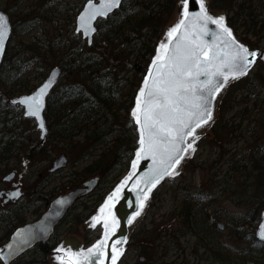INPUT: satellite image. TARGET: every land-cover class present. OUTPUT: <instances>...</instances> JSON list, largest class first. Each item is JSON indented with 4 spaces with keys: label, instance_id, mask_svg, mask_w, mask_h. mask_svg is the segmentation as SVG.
<instances>
[{
    "label": "trees",
    "instance_id": "trees-1",
    "mask_svg": "<svg viewBox=\"0 0 264 264\" xmlns=\"http://www.w3.org/2000/svg\"><path fill=\"white\" fill-rule=\"evenodd\" d=\"M19 1L0 0V10L9 14L13 27L11 42L23 26L22 24L19 28L18 15L20 13L9 10L13 5H18ZM178 1L125 0L117 12L109 16L108 19L99 22L98 33L92 46H88L86 41L73 33L70 38L63 41L41 43L37 39H29L28 43L20 42V46L15 48L11 47L10 42L0 69V167L2 166V171L11 169L10 162L17 151L18 157L21 150H25L26 159L30 161L41 154H50L56 149L60 150L59 143L65 144L64 150L71 151L82 144L77 140L81 137L85 144H89L81 159L87 160L94 155L96 158L88 163L80 173H71L75 176L71 178L70 174L62 187L67 186V188L73 189L88 178L95 176L104 178L114 170L121 168L127 170L137 147L136 128L130 117V110L134 105L140 82L155 53L158 40L173 18ZM211 7L227 11L228 23L236 32L238 31L236 23L239 21H241L240 26H245V29L246 26L249 27L247 22L251 25L261 24V27L264 28V0H211ZM79 10L80 7H78ZM72 20L70 32H72L75 23V20ZM24 22L26 23L25 20ZM243 35L245 37L240 36V38L247 42L251 48L259 47L256 43L246 39L247 34L243 33ZM258 65L257 71L254 72L256 75L264 71V65L262 63ZM56 66L61 68L62 74L59 84L47 99L45 110V117L48 121L47 141L45 144L38 140L34 142L35 140L29 139L25 136L26 134H19L24 129L23 111L21 107L12 105L10 99L34 90L36 88L35 81L42 82L50 70ZM131 73L137 76V80L133 83L130 91L125 93V86H127ZM261 77L264 79V74ZM249 79L250 75L233 83L229 89L238 88L243 83L250 84ZM229 89L223 96L224 99L220 107L221 118L219 117L212 127L213 131L222 124L227 127L223 121V115L226 110L227 98L230 95ZM228 108H232V106ZM234 130L231 129L230 133H235ZM24 142H26V148L20 145ZM98 150L99 154H96ZM256 150L251 154L253 160L248 161L246 158H242L241 154L235 153L234 156L228 154L227 163L230 164L232 160L241 164L242 167L249 164H254L253 166L257 167L260 160H264L262 157L264 148L259 146ZM260 155V159L257 158ZM16 164L18 165V163ZM57 172H47L43 180H38L40 176L32 177L34 178L33 182L38 181L34 184L31 200H39L43 209H46L52 200L49 195L44 193V189ZM216 172H218L217 175L221 174L219 171ZM229 176L226 171L221 177L218 176V182L228 181ZM103 198L100 195L97 197L96 203L86 205L81 212L74 214L73 219L76 223H81L94 212ZM204 199V194L187 193L186 197H183L176 215L178 216L179 229L175 233H171V231H167L170 230V227L165 225L167 220L163 218L159 220L157 226H153L152 230L147 232L148 236L144 237L142 241L139 240L144 256L148 259L165 248L163 243L166 240H162L164 233L170 236L173 244L179 241L181 235L191 234L198 237L205 235L207 240L204 241V246L214 251L215 258L226 260L216 250L212 228H207L211 226L210 221L213 216L210 217L211 215L207 214L208 207L202 204ZM257 204L258 211L260 208H264V201H258ZM75 205L68 214L73 211ZM6 212L7 220L3 221L1 218L0 224L5 222L11 227L6 235L1 237L2 239L0 238V246L8 239L14 228L27 222L23 217L18 216L17 212L13 213L11 210H6ZM36 212L37 215L42 214L41 211ZM66 217L61 223L65 221ZM253 220V223L259 222L258 214ZM96 234V231L88 232L84 237L85 242H92L97 236ZM58 241L59 239L54 234L47 243L38 245L31 250L38 254L33 255L30 261L21 259L16 264H52L49 261V253ZM138 264L148 263L140 262ZM232 264H264V243H258L256 247H250L238 253Z\"/></svg>",
    "mask_w": 264,
    "mask_h": 264
},
{
    "label": "rangeland",
    "instance_id": "rangeland-1",
    "mask_svg": "<svg viewBox=\"0 0 264 264\" xmlns=\"http://www.w3.org/2000/svg\"><path fill=\"white\" fill-rule=\"evenodd\" d=\"M83 3V0H20L18 5H13L9 9L11 12L20 13L18 15L20 18H18L19 28L23 24L12 42L10 40L11 47H19L20 42L25 44L29 42V39H37L42 43L44 41H63L70 38L72 33L75 34L74 28L70 32L72 19L75 20V13L78 11V7L82 8ZM177 17L176 4L170 22L176 21ZM240 23L241 21L236 23L238 31L235 32L238 37L244 38L243 33L247 34L246 39L256 43L259 49H263L264 28L261 27V24L251 25L247 22L249 27L246 26L245 29V26H240ZM77 36L81 37V35ZM258 66L250 74L248 80L251 81L250 84L246 83L245 85L243 83L238 88L234 87L231 90L228 88L230 95L227 98L226 110L223 115V121L227 127L222 124L215 131L213 128L204 131L197 150L191 158L185 161L179 175L165 179L154 193L145 216L131 232L132 236L127 252L119 264H138L140 262L148 264H232L238 253L250 247L254 248L258 243L261 244L255 237L258 223H253V218L257 214L260 218L262 209L260 208L258 211L257 203L264 201V160H260L257 167H254V164L242 167L241 164L232 160L230 164L227 163L228 154L234 156L235 153H239L242 158L250 161L254 159L251 158L253 151H257L259 146L264 148V79L261 77L264 71L262 70L263 72L256 75L254 72L257 71ZM136 78L134 73L130 74L127 86H125V93H128L133 87ZM40 83L35 81L36 87ZM230 106L232 108H228ZM219 117L221 118L220 110L216 114V122ZM24 119L22 122L24 129L19 134H26L25 136L35 140L34 142L38 140L45 144L47 136L41 139L40 132L36 130L35 122L32 119ZM231 129H235V133H230ZM77 140L81 141L82 144L71 151L64 150L65 144L59 143L60 150L56 149L50 154H41L30 161L26 159L25 150H21L18 157L17 151L10 162V170L2 171L3 168L0 167V191L14 190L18 187H21L23 191V196L17 202L3 204V198H0V219L7 220L6 210H11L13 213L17 212V215L23 217L28 223L40 216L37 215L36 211L43 213L46 210L43 209L39 200H31L32 191L34 184L45 178L46 173L52 168L54 160L62 154L67 157L68 162L52 176V181L44 189V193L53 199L72 190L67 186L62 187L69 175L80 173L88 163L96 158L94 155L87 160H82V154L85 149L87 150L89 144H85L82 137ZM20 145L26 148V142L20 143ZM96 154H99V150L96 151ZM260 157L261 155L257 158L260 159ZM262 157H264V150ZM237 165L240 167L236 168ZM14 171L16 176L12 181H4V178ZM216 171L221 174L217 175L218 172ZM226 171L230 175L228 181L218 182V176L221 177ZM125 172L126 170L121 168L112 171L104 178L100 177V185L97 189L90 195L79 198L73 211L68 214L65 221L59 224L55 236L59 240L68 236L75 237L85 244L84 237L89 229L84 230L82 222L76 223L73 219L74 214L81 212L86 205L96 203V199L100 195L104 197ZM71 175V178L75 176V174ZM34 176H40L36 182H33L34 178L32 177ZM189 192L192 195H205L202 204L208 207L207 214L211 215L210 217L213 216L212 221H210L211 226L207 228H212L216 250L226 260L215 258L214 251L204 246L203 243L207 240L205 235L200 237L191 234L181 235L179 241L173 244L170 236L165 233L162 239L166 240L163 243L165 248L147 259L141 252L139 240L142 241L144 237L148 236L147 232L151 231L153 226H157L162 218L167 220L165 225L170 227V230L167 231L175 233L179 229L177 225L179 223L178 216H176L179 212L178 207L183 197H186ZM10 227L5 222L0 224V238L6 235ZM173 229L176 230L173 231ZM96 232L98 236L100 234L99 227L96 228ZM31 252L21 259L30 261L33 255L38 254ZM16 263L18 262L13 264Z\"/></svg>",
    "mask_w": 264,
    "mask_h": 264
},
{
    "label": "water",
    "instance_id": "water-1",
    "mask_svg": "<svg viewBox=\"0 0 264 264\" xmlns=\"http://www.w3.org/2000/svg\"><path fill=\"white\" fill-rule=\"evenodd\" d=\"M124 0H119V6L111 7L110 9L105 7L106 0H88L84 3L83 8L79 12L75 20V34H81L82 39L86 40L88 46H91L94 41V37L97 33V22L100 20H106L110 15L115 13L120 9ZM187 5L186 9L184 6ZM204 9L207 10V13L212 18L223 17L225 21V26L231 31L232 38L236 41L237 44L243 45L250 52H257L260 54H264L263 49H250L249 46L238 39L233 28L229 26L227 14L224 10L221 9H213L211 7V0H203ZM182 9L186 11L185 16V27L178 32L175 37L168 41L169 43V55H171L176 50L177 43H181L183 47V51L191 52L195 51L199 54L201 48L208 51V56L213 60V64L211 66V70L215 71L216 69H220L223 72H227V68L223 67L224 64L228 63L231 60V55L235 53V48L231 43V39L227 37V35L219 28V26L214 25L210 22H206L203 19H199L202 16V10L200 7L199 0H179L177 3V14L178 17L176 21L169 23L165 28L164 33L160 37L156 48L155 53L151 58V61L147 67V71L142 79V82L136 92L134 105L130 111V116L134 121L137 132V143L138 146L134 151L133 157L129 163V167L124 176L113 186L110 192L104 197L103 201L99 204L97 209L82 223L84 230H94L96 228H100L101 232L99 237L91 244L86 245L79 241L75 237H66L62 239L50 252L49 259L53 264H111V256L112 251L111 248L113 246V242L116 240H124L126 238V242L122 244L116 245L118 248L123 249V254L119 256L117 260V264L123 259L128 243L130 241V235L132 230L136 227V225L142 220L145 216L147 210L150 207L153 193L156 189L163 183V181L169 176H164L155 187H151V180L155 179V175L159 174V171H162L164 167L167 166V160L165 158V165H161L159 160L162 158L160 154L156 156V163H153L152 156L149 153L147 156L144 154L141 155L139 162L137 163V153L140 152L141 149V132L140 127L135 122L133 117V112L137 109L138 99L141 101V112L138 113L140 115L141 120L143 121V111L147 107L148 97L140 98L139 93L144 90L145 81L148 80L149 84L151 80H149V74H155V69H153V63L156 60V57L160 54V45L168 40V32L170 29L179 24L181 20ZM94 12H105L104 15H96L95 18H92V14ZM0 16L6 19V24L4 26L3 31V42H2V50H0V69L2 67L6 50L12 35V25L10 22V18L8 13L0 10ZM84 25H90L89 30L87 27H82ZM200 47L197 48L196 46ZM251 59V58H250ZM258 61L264 63V59L257 56L255 63L251 65L246 75H248L256 66ZM194 60L188 61L189 67L193 74H195L198 69L194 67ZM204 68V64H201V69ZM240 76L238 79L229 78L226 85H224L218 94L215 96L212 103V120L209 121L208 124L204 125L202 128L196 129L197 138L193 140L192 137H187L188 143H193L195 147V151L197 150L198 143L204 134V131L209 129L215 119L216 114L219 109V104L221 98L228 86L244 76ZM61 76V68L54 67L48 74V76L43 80V82L38 85L33 91L30 93H24L13 97L10 102L13 105H19L23 108V115L25 118H32L36 123V129L40 131L41 139H44L47 132L48 126L47 121L45 119L44 112L46 110L47 98L52 92V90L56 87L60 80ZM207 77L200 76L198 81H194V83H199L200 81L206 80ZM214 80L221 79V77H213ZM47 86L45 93L41 96L39 89ZM181 94L188 96L191 99V93H183L181 90ZM199 94V91H198ZM31 97H39L41 100L40 109H39V119L36 116L28 115V107L25 104H21L20 101L31 98ZM174 100H177L180 104L181 108L185 107L184 101L179 97H173ZM183 113H181L182 115ZM41 120L44 124V129H41L40 123ZM145 138L148 135V129H145ZM178 147L181 149L186 147V144H179ZM195 153V152H194ZM193 152H188L184 155V159L181 160L180 164L176 166V170L180 173L181 169L185 163V161L191 158L194 155ZM68 162L67 157L62 154L59 158L55 159L50 169L51 172H55L62 167H64ZM136 164V167L133 168V165ZM154 169H157L156 173L153 172ZM15 177V172L10 173L8 176L4 178V181H11ZM175 177V176H174ZM173 178V177H172ZM99 177H94L85 180L81 186L70 190L68 193L59 195L53 198L48 204L46 210L38 217L37 219L25 223L24 225L16 227L12 233L10 234L8 240L0 247V260L3 264H13L15 261L20 259L23 255H25L29 250L34 248L35 246L41 244L44 245L54 234L55 228L58 223L65 217L68 213L69 209L75 204L76 200L79 197H83L92 193L96 187L99 185ZM19 192L18 197H13L9 195L10 193ZM5 195V196H4ZM147 195V199L143 200L144 196ZM23 196V192L21 187H18L14 190H2L0 191V197L3 198V204L13 201L16 202ZM111 198L110 209L106 208L105 212L102 214L100 210L105 208L106 205L109 204V199ZM141 200H143V207H141ZM63 202V203H61ZM136 211L140 212L139 216H136L131 223H128L129 220L135 215ZM101 217L100 223H97L95 227H92L93 219L95 217ZM113 218H115L116 223H113ZM108 222V229L105 230L102 225L104 220ZM264 233V209L260 215V222L258 224L257 231L255 233L256 238L264 243V239L261 238V234ZM108 235V241L106 245H102L100 250L96 251L95 255H89V250H93L98 242L104 239L105 235Z\"/></svg>",
    "mask_w": 264,
    "mask_h": 264
},
{
    "label": "snow or ice",
    "instance_id": "snow-or-ice-1",
    "mask_svg": "<svg viewBox=\"0 0 264 264\" xmlns=\"http://www.w3.org/2000/svg\"><path fill=\"white\" fill-rule=\"evenodd\" d=\"M202 10V16L199 19H203L206 22H210L219 26L220 29L231 39V43L235 48V53L231 55V60L224 64L223 67L227 68V72H223L220 69L215 71L211 70L213 60L209 58L208 51L203 48L200 49L199 54L194 50L191 52L183 51L181 43H177L176 50L169 55V43L175 35L185 27V16L187 5L184 6L181 13V20L178 25L173 27L168 32V40L160 45V54L156 57L153 63V69L155 74H149L148 80L145 81L144 88L139 93V97L143 98L145 95L149 98L147 101V107L143 111V121L138 113L141 112V101L138 99L137 109L133 112V117L138 125H141V149L137 153V163L139 162L141 155L147 156L149 153L152 156L153 163H156L157 154L161 155L159 163L165 165V158L167 160V166L162 171L154 169L153 172L159 171L158 175H155V179L151 180V187H155L156 184L164 176L174 177L179 175L176 170V166L180 164L184 159L186 153L195 152L193 143L187 142V137H192L193 140L197 138L196 129L202 128L212 120V103L215 96L220 89L227 84L229 78L238 79L240 76L246 75L249 68L257 56L264 59V54L257 52H250L243 45L236 43L232 38L231 31L225 26L224 18H212L208 15L207 10L204 9L203 0H199ZM119 6V0H106L105 7L110 9L111 7ZM105 12H94L92 18L96 15H104ZM6 24V19L0 16V50H2L3 31ZM82 27H87L89 30L90 25L82 24ZM197 48L200 46L197 45ZM251 58V59H250ZM194 60V67L198 71L193 74L191 67H189L188 61ZM201 64H204V68L201 69ZM200 76L207 77L206 80L200 81L198 84L194 81H198ZM213 77H221V79L214 80ZM47 86L39 89L41 96L45 93ZM183 93H191V99L188 96L182 95ZM199 91V94H198ZM179 97L184 101L185 107L181 108L177 100L173 97ZM21 104H25L28 107V115L36 116L39 119V109L41 100L39 97H31L20 101ZM181 113H183L181 115ZM41 129H44L43 121L40 123ZM145 129H148L147 138H145ZM186 144V147L181 149L179 144ZM136 164L133 165V168ZM13 197H18L19 192L10 193ZM147 199V195L143 200ZM143 200H141V207H143ZM63 203V202H61ZM111 198L109 204L102 208L100 212L103 214L105 209H110ZM140 212L136 211L135 215L128 221L139 216ZM101 217H95L93 219L92 227H95L97 223H100ZM115 224V218H113ZM102 227L107 230L108 222L105 219ZM261 238L264 239V233L261 234ZM108 241V235L106 234L104 239L97 243L93 250H89V255H95L97 250L101 249L102 245H106ZM126 242L124 240H116L113 242L111 248V264H117V260L120 255L123 254V249L116 247L118 244Z\"/></svg>",
    "mask_w": 264,
    "mask_h": 264
},
{
    "label": "bare ground",
    "instance_id": "bare-ground-1",
    "mask_svg": "<svg viewBox=\"0 0 264 264\" xmlns=\"http://www.w3.org/2000/svg\"><path fill=\"white\" fill-rule=\"evenodd\" d=\"M22 111H23V109H22ZM44 115H45V112H44ZM45 119H46V117H45ZM46 121H47V119H46ZM47 126H48V121H47Z\"/></svg>",
    "mask_w": 264,
    "mask_h": 264
}]
</instances>
